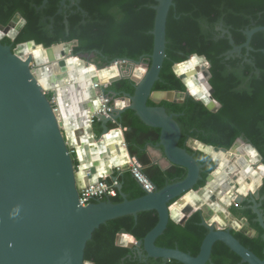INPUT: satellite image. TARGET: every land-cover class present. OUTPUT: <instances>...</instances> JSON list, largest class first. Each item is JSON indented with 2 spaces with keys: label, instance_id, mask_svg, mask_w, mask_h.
<instances>
[{
  "label": "water",
  "instance_id": "1",
  "mask_svg": "<svg viewBox=\"0 0 264 264\" xmlns=\"http://www.w3.org/2000/svg\"><path fill=\"white\" fill-rule=\"evenodd\" d=\"M59 1L61 7H66L67 2H72L78 7L79 3V0ZM46 3L47 0H44L41 8ZM173 7V0H156V5L151 7L155 11V20L150 32L153 37V50L149 62L142 58L138 61L116 59L104 68L94 67L98 72L106 74L115 70L116 74L108 79L92 78L84 81L78 78V74L73 75L70 61L76 58L72 52L76 42L49 48L27 42L17 45L13 50L10 46L0 43V264H90L84 261L85 248L100 226L127 216H133L136 220L138 214L149 211L157 213V225L142 241H135L122 230L116 240L117 246L134 249L144 260L209 264L213 246L220 242L237 255L241 263L264 264V260L241 245L231 234L234 231L252 238L256 233L250 229L246 220H238L231 213L230 204L231 200L240 204L243 202L241 198L231 196V193H236L237 185L243 189V182H246L254 188L260 182L258 178L257 182L246 179L249 177L247 169L252 170L247 164H254L257 166L256 170H260L264 169V160L247 141L254 161L251 162L246 157V163L237 164L235 161L232 167L225 164L212 168L213 171L206 178L204 187L194 191L204 166L197 164L194 154L178 147L181 137L180 128L175 121L178 115H168L165 109L159 106L164 101L177 103L191 97L201 102L210 112L216 111L219 103L212 97L214 91L209 84V63L204 57L194 55L185 62L174 65L173 72L184 84L185 93L153 91L165 59L166 23ZM78 10L83 13L79 7ZM24 25L25 21L15 15L12 23L5 27L0 26V41L3 38L15 40ZM218 30L227 36L233 46L232 51L226 54L227 58L234 54L240 55L243 48L251 51L249 43L252 36L258 32L264 33V27L247 30L243 46L234 47L231 35L221 26ZM24 45L30 46L34 51L44 52L45 59L36 58L34 54L27 57L18 54L17 50ZM58 47L65 49L55 55V49ZM192 59H198L204 65L199 69L200 72L191 74L189 71H181L180 67ZM143 67L146 68L145 71ZM43 77L44 82L47 80L48 84H43ZM120 80H130L134 84L133 95L123 94L119 97L122 105L114 108L109 116L98 113L102 107L99 102L89 105L86 108L89 122L92 124L91 120L94 119L101 124L102 136L108 137L114 131L120 134V126V130H114L109 129L108 124L119 123L125 111H133L147 127L160 130L158 144L147 147L152 164L158 165L162 170L171 166L184 168L186 176L161 190L154 187L152 193L145 192L143 197L135 200L129 201L121 194L123 201L118 204L95 201L87 207H81L78 203L79 192L103 180L98 176L94 165L83 166L80 156L83 155L82 152H79L76 158L72 156L71 145L64 135L68 125L64 117L63 102L73 104V111L75 96H84V84L99 87L105 97L106 88ZM189 81L192 84L188 83ZM60 82L66 90L50 88L59 87ZM193 86L199 87L201 92L196 94ZM81 88L82 92L79 90ZM49 91L56 99V110L44 94ZM148 102L155 106L149 107ZM120 137L124 144V134H120ZM240 141L241 139L229 150L210 147L192 139L186 147L214 159L215 164H218L213 154H233ZM154 150L161 152L163 164L152 156ZM123 151L128 158L131 157L126 144ZM229 158L233 160V156ZM207 165L210 166V162ZM122 170L126 171L127 167ZM108 174L111 176L112 170L105 173ZM110 179L115 178L111 176ZM117 190L121 192L120 184ZM248 203L257 215L260 227L264 229V218L259 213L256 202ZM196 212L200 213L201 225L209 231L196 257L178 249L155 246V241L164 233L169 221L182 225ZM122 237H128L130 243H124Z\"/></svg>",
  "mask_w": 264,
  "mask_h": 264
},
{
  "label": "trees",
  "instance_id": "2",
  "mask_svg": "<svg viewBox=\"0 0 264 264\" xmlns=\"http://www.w3.org/2000/svg\"><path fill=\"white\" fill-rule=\"evenodd\" d=\"M43 1L0 0V26H7L15 15L25 21L15 40L4 38L0 41L2 45L13 50L27 42L44 48L76 42L73 55L96 53L94 62L99 68L116 59L138 61L142 58L149 62L153 50L150 32L155 20V11L151 7L156 5V0H79L83 13L78 11V7L59 12V0H47L41 8ZM173 3L166 23L165 59L153 91L185 93L186 88L174 74L173 67L196 55L209 63L213 99L221 106L220 110L212 113L191 97L177 103L164 101L159 105L168 115H178L175 118L181 131L178 147L194 154L197 164L204 166L201 179L194 187L196 191L204 187L212 166H206L209 157L186 147L189 139L229 150L239 137H243L264 159V33L252 36L249 43L251 51L243 48L240 55L227 58L226 54L232 51L233 46L218 30L221 26L231 35L234 47L243 46L245 31L264 27V0H173ZM133 93L134 84L130 80H120L107 87L104 96L113 106L115 99ZM46 97L51 101V94ZM148 106L155 105L148 102ZM93 123L97 134H101V124L97 120ZM119 126L125 129L124 139L130 156L140 163L144 175L157 190L184 179V168L171 166L162 170L152 164L147 147L158 144L160 130L147 127L131 110L124 112L119 123L108 124L109 129ZM119 184L121 192L117 190L116 197L99 201L118 204L123 201L121 194L129 201L145 195L129 172L121 174ZM250 207L251 204L245 202L238 208L232 207L231 213L237 219H245L250 229L255 231V236L251 238L234 231L231 234L264 260V229ZM262 207L264 209V202ZM157 223L155 211L140 213L136 220L127 216L107 222L94 232L92 240L87 243L84 261L90 264H180L173 260H144L134 249L117 246L116 240L122 230L135 241H142ZM208 232L201 225L200 213L196 212L182 225L169 221L155 246L178 249L196 257ZM209 264L244 263L224 244L217 242Z\"/></svg>",
  "mask_w": 264,
  "mask_h": 264
},
{
  "label": "crops",
  "instance_id": "3",
  "mask_svg": "<svg viewBox=\"0 0 264 264\" xmlns=\"http://www.w3.org/2000/svg\"><path fill=\"white\" fill-rule=\"evenodd\" d=\"M90 89V90H88ZM95 91L94 86L92 85L90 88L88 87L86 89V93L90 91V94H86V96L78 101H75V107H73V111L71 110V106L69 102L65 103V106L70 109V112L67 114V129L65 130V138L69 145H71V154L73 157H78L79 152H82L80 156H82V162L84 167L88 166H95L96 170L98 171V176H101L104 178L105 173L115 171L116 168H123L127 167L129 163L128 156L125 154V152L122 149V140L120 137V134L118 132H111L109 136H102L101 134H97L94 128V123L89 122V118L87 115L86 108L89 105L100 103V96L102 93L100 92V89H96ZM77 97V96H76ZM101 104V103H100ZM122 105V102L119 100V98L115 99L113 102L114 108H118ZM94 122V119H93ZM119 127L113 128L118 129ZM120 130V129H118ZM245 148V146H240V148ZM233 155L229 154L226 156H222V158H218L215 154H213V158L217 159V161H229L230 158L228 156ZM84 156V157H83ZM152 156L161 164H163V156L161 152L159 151H152ZM216 156V157H215ZM224 159V160H223ZM231 161V160H230ZM238 161V158L234 160ZM228 163V162H227ZM233 163V164H234ZM230 164V163H229ZM221 165L224 166V162L221 163ZM250 166V164H247ZM249 170V169H248ZM261 172H264V169L260 170H251L249 173V177H246V179H250L252 181H256V179L260 182L256 187L251 188L249 184L246 182H243V189L239 185H237L236 193H239L236 195V193H231L232 198H241L244 202H253L257 201V192L258 188L263 185L262 183V176H264ZM248 172V171H247ZM240 188V189H239ZM242 190V191H241ZM241 191V192H239ZM236 196V197H235ZM231 207L234 206V204H238L240 206V203H237L236 200L230 201ZM260 205H257L259 208Z\"/></svg>",
  "mask_w": 264,
  "mask_h": 264
},
{
  "label": "built area",
  "instance_id": "4",
  "mask_svg": "<svg viewBox=\"0 0 264 264\" xmlns=\"http://www.w3.org/2000/svg\"><path fill=\"white\" fill-rule=\"evenodd\" d=\"M94 89H99V87L94 86ZM45 95L48 93L45 92ZM50 103L54 105V109L56 110V99L53 97L51 98ZM100 103L102 105L101 109L98 111L99 114L104 116H109L112 113L114 106L109 105V100L103 95L100 96ZM93 122V119L91 120ZM125 129L120 130V134H124ZM125 148V143L122 144V149ZM129 163L127 166V170L123 171L121 168H116L115 171L111 176H114V180H111V176H105L102 178V182L89 186L88 188H84L79 192L78 203L81 207H87L88 205L92 204L95 201L102 200L104 198H114L117 194V187L119 185V177L123 172H129L131 176L137 181L140 185L141 189L146 193H152L154 191L153 184L148 180V178L143 173V167L136 161L135 158H128ZM108 181V183H105ZM235 208H238V204H234Z\"/></svg>",
  "mask_w": 264,
  "mask_h": 264
},
{
  "label": "bare ground",
  "instance_id": "5",
  "mask_svg": "<svg viewBox=\"0 0 264 264\" xmlns=\"http://www.w3.org/2000/svg\"><path fill=\"white\" fill-rule=\"evenodd\" d=\"M61 49H65V47H58L57 49H55V55L59 54V52H60ZM17 51H18V54H21L23 57H27L28 55H33L34 54L36 58H40L42 60L45 59L44 52H41L40 50L34 51L28 45L21 46ZM203 66L204 65L201 63L200 60H198V59H192L186 65L181 66L180 67V70L181 71H186V72L189 71L192 74L195 71L196 72H200L199 69L201 67H203ZM70 68L72 69V73H73L74 76L78 74L77 75L78 78H80V79H82L84 81L85 80H88L89 81V79H92V78H96V79H101V78L108 79L112 75H115L116 74V71L115 70H114L113 73H109V74H106V72L100 73V72H98L94 68V66L85 67L81 63V61H79L76 58H73L70 61ZM42 81H43V84L44 85L48 84V81L47 80H46V83L44 82V77L42 78ZM188 83H191L192 84V82H190V81ZM62 84L63 83L60 82L59 87H52L51 86L50 88H52V89H58V90H66V87L64 85H62ZM91 86L92 85L87 86V84H84V87H83V89L85 90L84 93H83L84 96H80L79 98L75 96L76 98H75L74 102L83 99L86 96V94H88V93L90 94V91L91 90L88 89L90 91L88 93H86L87 92L86 89L88 87L90 88ZM44 87H46V86H44ZM193 87H194L193 90H194V92L196 94H198L199 92H201V89L199 87H195V86H193ZM44 89H46V88H44ZM79 90L82 92V88L79 89ZM63 108H64V117L66 118V121H67V114H68V112H70V109L65 106V102H63ZM247 171H248L247 172L248 174L251 172V170H248V169H247ZM261 173L264 175V172H261Z\"/></svg>",
  "mask_w": 264,
  "mask_h": 264
},
{
  "label": "flooded vegetation",
  "instance_id": "6",
  "mask_svg": "<svg viewBox=\"0 0 264 264\" xmlns=\"http://www.w3.org/2000/svg\"><path fill=\"white\" fill-rule=\"evenodd\" d=\"M69 4V5H68ZM60 7H61V5H60ZM74 7H76L75 6V4L74 3H72V2H67L66 3V7H61L60 8V10H71V9H73ZM78 7H79V3H78ZM59 10V11H60ZM79 11V10H78ZM15 17V16H14ZM14 19V18H13ZM13 19H12V21L10 22V23H12L13 22ZM4 39V38H3ZM2 39V40H3ZM75 47V46H74ZM73 47V48H74ZM87 56H92L93 57V64L95 65V66H97L96 64H95V62H94V60H95V55H96V53H91V54H86ZM78 56H83V55H78ZM78 58V60L80 61V59H79V57H77ZM49 94H51V96H53L52 95V93H48L47 95H49ZM46 95V96H47ZM212 97H213V95H212ZM217 102V101H216ZM220 108H221V106H220V104H219V108H217L216 109V111H214V112H212V113H215V112H217L218 110H220ZM239 139H241V141H240V143L238 144V148H236V150H235V152L233 153V155H231V156H233V160H229V161H227V160H224V161H217L216 163H218V164H215V161H214V159H211V158H209V161L208 162H210V164H211V166H212V168L213 169H215L216 167H218L219 165H221V163L222 162H224V165L225 164H228V167H232V166H234L233 165V163H234V160L236 159V158H238V161H236V163L237 164H239V162H244V163H246V161H245V159H246V157H248L249 159H250V161L252 162V161H254V155H253V153L248 149V146H247V141L248 140H245L243 137H239L236 141H235V143L239 140ZM190 140V139H189ZM188 140V141H189ZM188 141H187V143H188ZM186 143V144H187ZM234 143V144H235ZM233 144V145H234ZM242 144V145H241ZM240 146H245V148H240ZM219 149H223V148H219ZM259 153V152H258ZM259 155H260V153H259ZM222 156H225V155H221V156H218V158L220 159V158H222ZM229 157V156H228ZM260 157L262 158V156L260 155ZM263 159V158H262ZM264 160V159H263ZM207 162V163H208ZM228 162V163H227ZM207 163H206V166H208L207 165ZM230 163V164H229ZM250 164V168L252 169V170H256V168H257V166L255 167V165L254 164H251V163H249ZM246 165V164H245ZM213 169H212V171H213ZM235 170V169H234ZM212 173V172H211ZM262 183H263V185L262 186H260V188H258V192H257V201H256V204L257 205H261L259 208H258V211H259V213L260 214H262V216H263V218H264V209H263V202H264V195H262V188H263V186H264V178L262 179ZM252 207V206H251ZM250 207V208H251ZM241 208H242V206H241ZM244 208V207H243ZM247 208V207H246ZM252 209V208H251ZM252 212H253V210H252ZM254 213V212H253ZM238 220H245V219H238Z\"/></svg>",
  "mask_w": 264,
  "mask_h": 264
},
{
  "label": "rangeland",
  "instance_id": "7",
  "mask_svg": "<svg viewBox=\"0 0 264 264\" xmlns=\"http://www.w3.org/2000/svg\"><path fill=\"white\" fill-rule=\"evenodd\" d=\"M72 50H73V48H72ZM74 57H79V59H80V61H81V63L85 66V67H88V66H94V67H98V66H95L94 64H93V57L92 56H87V55H83V56H74ZM114 66V65H113ZM105 67V65L104 66H102V67H98L99 69H101V68H104ZM143 70L145 71L146 70V68L145 67H143ZM99 90V89H98ZM95 91H97V90H95ZM47 93H51V91H49V92H47ZM52 98H53V96H52ZM242 145V144H241ZM122 239V241H124V243H130V241H129V239H128V237H122L121 238ZM121 241V240H120ZM134 242H132V244H133Z\"/></svg>",
  "mask_w": 264,
  "mask_h": 264
}]
</instances>
